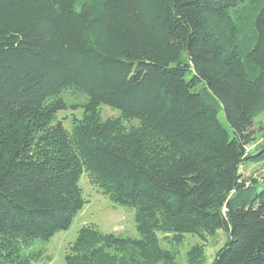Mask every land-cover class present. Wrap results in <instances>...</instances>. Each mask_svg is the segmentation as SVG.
I'll list each match as a JSON object with an SVG mask.
<instances>
[{
	"label": "trees",
	"instance_id": "1",
	"mask_svg": "<svg viewBox=\"0 0 264 264\" xmlns=\"http://www.w3.org/2000/svg\"><path fill=\"white\" fill-rule=\"evenodd\" d=\"M262 112L264 0H0V264H53L24 249L71 226L84 171L140 237L87 224L68 264H181L160 233L218 230L209 264H264V172H243Z\"/></svg>",
	"mask_w": 264,
	"mask_h": 264
},
{
	"label": "rangeland",
	"instance_id": "2",
	"mask_svg": "<svg viewBox=\"0 0 264 264\" xmlns=\"http://www.w3.org/2000/svg\"><path fill=\"white\" fill-rule=\"evenodd\" d=\"M69 96V95H67ZM71 102L80 104L77 107H68L58 113V119L63 121L64 126L71 130L74 117H82L84 107L81 105L85 100L84 97L69 99ZM101 115L104 119L120 115V110L113 108L108 104L101 105ZM221 121L229 127L225 119L224 112L220 114ZM136 123V122H135ZM253 132L255 141L249 146V150H254L264 140V112L260 113L254 119ZM243 172L248 175H260L264 172V162L258 164H246ZM80 185L83 189L84 197L88 202L74 217L71 226L68 229L61 230L50 237L49 240L37 239L35 242L24 249L25 252L32 250H42L43 257L50 255L53 264H68L66 255L70 252L71 245L76 241L80 229L87 225L93 224L103 232H115L133 237H140L137 229L135 215L136 208L119 205L112 201L108 194L103 192L90 178L89 173L84 171ZM166 234L160 233L161 245L167 249L176 251V259L179 263L185 264L188 261V250L195 244H203L205 247L206 263L213 261L217 250L227 240V234L223 230H218L216 235L202 239L198 234L186 233L180 243H173L164 239ZM38 262V264H41Z\"/></svg>",
	"mask_w": 264,
	"mask_h": 264
}]
</instances>
